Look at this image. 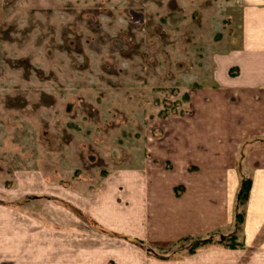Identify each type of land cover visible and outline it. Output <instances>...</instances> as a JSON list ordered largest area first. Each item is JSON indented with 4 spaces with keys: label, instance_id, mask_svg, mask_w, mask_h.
I'll return each instance as SVG.
<instances>
[{
    "label": "rangeland",
    "instance_id": "374dc122",
    "mask_svg": "<svg viewBox=\"0 0 264 264\" xmlns=\"http://www.w3.org/2000/svg\"><path fill=\"white\" fill-rule=\"evenodd\" d=\"M238 13L236 0H0V230L39 231L34 264L152 250L122 219L126 170L237 44Z\"/></svg>",
    "mask_w": 264,
    "mask_h": 264
},
{
    "label": "crops",
    "instance_id": "0c3cea01",
    "mask_svg": "<svg viewBox=\"0 0 264 264\" xmlns=\"http://www.w3.org/2000/svg\"><path fill=\"white\" fill-rule=\"evenodd\" d=\"M236 3L237 44L212 53L207 79L193 80L185 93V109L145 130L138 163L126 170L129 210L122 219L128 236L152 250L128 244L121 264H264V0ZM244 176L251 185L242 245L180 246L230 232ZM98 219L116 227L115 216ZM40 244L39 231L0 230V264L38 263ZM169 249L175 257H165Z\"/></svg>",
    "mask_w": 264,
    "mask_h": 264
},
{
    "label": "trees",
    "instance_id": "16d2710c",
    "mask_svg": "<svg viewBox=\"0 0 264 264\" xmlns=\"http://www.w3.org/2000/svg\"><path fill=\"white\" fill-rule=\"evenodd\" d=\"M185 99H187V95L185 94ZM183 111V110H182ZM251 185L250 177L244 176L240 180V184L235 196L234 202V214H233V227L227 234L220 233H212L204 237L196 238L192 241L190 246L188 247V251H193L199 246L216 243L222 246L235 248L240 247L242 244L237 241V232L239 235L242 230L244 215H245V204L247 201L249 189ZM188 238L181 240L185 241Z\"/></svg>",
    "mask_w": 264,
    "mask_h": 264
}]
</instances>
